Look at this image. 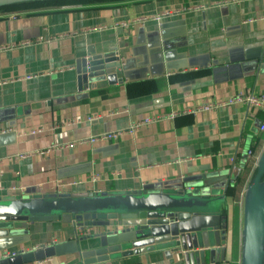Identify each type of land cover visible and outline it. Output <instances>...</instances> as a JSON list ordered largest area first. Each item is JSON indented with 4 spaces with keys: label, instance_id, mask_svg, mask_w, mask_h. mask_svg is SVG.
Returning <instances> with one entry per match:
<instances>
[{
    "label": "crops",
    "instance_id": "crops-1",
    "mask_svg": "<svg viewBox=\"0 0 264 264\" xmlns=\"http://www.w3.org/2000/svg\"><path fill=\"white\" fill-rule=\"evenodd\" d=\"M199 4L132 28L112 26ZM98 25L106 27L88 29ZM109 51L121 63L105 72L114 71L117 80L83 82L85 58ZM27 74L35 76L24 78ZM238 92L264 95V0H132L0 10V196L76 191L113 196L157 182L183 183L196 197L206 195L227 226L218 245L192 248L203 253L195 264H231L235 237L240 264L243 196L264 148V112L241 103L189 111ZM160 111L177 115L115 140L53 147L125 129ZM35 128L42 130L28 132ZM245 170L233 197L227 189ZM72 232L73 223L37 221L28 224L21 243L9 246L11 238L0 236V254L61 242ZM27 264L83 263L72 253ZM90 264L186 262L161 248Z\"/></svg>",
    "mask_w": 264,
    "mask_h": 264
},
{
    "label": "water",
    "instance_id": "water-1",
    "mask_svg": "<svg viewBox=\"0 0 264 264\" xmlns=\"http://www.w3.org/2000/svg\"><path fill=\"white\" fill-rule=\"evenodd\" d=\"M17 1L21 0H0V5ZM120 63L115 51L89 55L82 62L81 80L91 82L100 77L114 82L116 73L105 71L120 67ZM248 181L239 262L264 264V148ZM190 189L183 183L157 182L113 196L91 191L0 196V236L11 238L9 246L26 240L28 224L51 220L73 223L66 240L20 249L16 255L0 258V264H27L72 253L78 254L83 264H90L161 248L176 252L186 264H195L194 258L202 252L192 248L218 245L227 226L221 224V213L211 210L206 195L198 198Z\"/></svg>",
    "mask_w": 264,
    "mask_h": 264
},
{
    "label": "built area",
    "instance_id": "built-area-1",
    "mask_svg": "<svg viewBox=\"0 0 264 264\" xmlns=\"http://www.w3.org/2000/svg\"><path fill=\"white\" fill-rule=\"evenodd\" d=\"M202 6L203 5L199 4V5L182 6V7H177V8H167V9H164L158 13H155V14L144 15V16H135V17L128 19V20H119V21L114 22L112 24V26L113 27L119 26V27H123V28H132L135 25H137L138 23H142L145 19H147L149 17L160 20L163 17L171 16L173 14L183 12L186 9H191V8L194 9V8L202 7ZM105 27H106L105 25H98V26H92L88 29L89 30H97V29H101V28H105ZM23 43H27V42H23ZM34 76L35 75H33V74H27L26 76H24V78H32ZM235 103L245 104L252 111H263L264 112V95L254 94L252 92H238V93L233 94L231 96L213 99V100H210V101H207L204 103H198L195 106H193L192 108H190L189 111L195 112L198 110H213L216 108H226V107H229ZM175 115H177L176 111L156 112L154 114L147 115V116L142 117L141 119L133 121L125 129H116L113 131H105V132H102V133H99L96 135L78 138L76 140H72L69 142L62 143V144H54L53 147L54 146L56 147V145H58L59 147H73L77 144H89V143H93V142H97V141H101V140H115L125 132H127V133L134 132L137 128H139L143 124H147V123L154 122V121H159L162 119H172ZM87 119L88 120L92 119V117L88 116ZM263 128L264 127L262 126L261 129H263ZM7 130L8 129H6L5 131H7ZM41 130H42L41 128H35V129H30L28 132L35 133V132H39ZM47 151H48V149L39 150L38 153L43 154V153H46ZM248 153H250V151H248ZM26 155H29V154H27V153L26 154H20V156H26ZM95 176L96 175H94L93 177H95ZM21 250L25 251L24 249H21ZM16 253H17V251H15V250L4 251L0 254V258H6L9 256H13V255H16Z\"/></svg>",
    "mask_w": 264,
    "mask_h": 264
},
{
    "label": "trees",
    "instance_id": "trees-1",
    "mask_svg": "<svg viewBox=\"0 0 264 264\" xmlns=\"http://www.w3.org/2000/svg\"><path fill=\"white\" fill-rule=\"evenodd\" d=\"M124 1H132V0H21L17 2L5 3L0 5V10H21V9H30L36 7L43 6H60L67 4H79V5H94V4H115ZM264 138V133L260 141ZM248 169V168H247ZM247 170L245 172H241L236 179L233 181L232 185H230L227 189V192L231 196H235L237 192L240 191L241 185L246 177ZM237 258V246H236V237L233 242L232 249V262L231 264H236L235 260Z\"/></svg>",
    "mask_w": 264,
    "mask_h": 264
}]
</instances>
